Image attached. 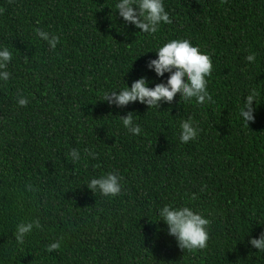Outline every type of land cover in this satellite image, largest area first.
<instances>
[{
  "label": "trees",
  "instance_id": "obj_1",
  "mask_svg": "<svg viewBox=\"0 0 264 264\" xmlns=\"http://www.w3.org/2000/svg\"><path fill=\"white\" fill-rule=\"evenodd\" d=\"M163 2L171 23L144 33L122 22L116 0H0V46L12 53L0 82V264H264L248 243L264 231V0ZM172 39L209 54L210 101H103L141 76L166 82L146 65ZM252 92L245 124L239 108ZM129 112L138 135L122 125ZM189 118L198 135L181 143ZM107 172L122 177L115 197L85 184ZM166 204L210 220L206 248L178 247L157 220ZM32 220L41 226L18 244L16 225Z\"/></svg>",
  "mask_w": 264,
  "mask_h": 264
},
{
  "label": "clouds",
  "instance_id": "obj_2",
  "mask_svg": "<svg viewBox=\"0 0 264 264\" xmlns=\"http://www.w3.org/2000/svg\"><path fill=\"white\" fill-rule=\"evenodd\" d=\"M115 13L122 18L124 24H131L140 32L155 33L161 23L170 24L171 19L165 10L163 0H116ZM36 35L55 49L57 38L49 36V33L40 29ZM156 58L147 62V68L154 71L156 76L162 77L168 73L166 82L155 83L149 87V81L143 76L132 81L131 86L108 91L104 94L103 101L117 107H124L131 102H140L150 107L159 109L162 102L170 103L177 93L185 100L194 99L196 103L203 104L211 100L207 90V77L212 71V61L208 53L202 52L188 39H172L154 50ZM12 53L7 47L0 46V82H7L10 72L7 65L11 61ZM247 61L255 60L254 54L246 57ZM257 94L249 93L242 99L238 118L245 124L254 120ZM19 106H26L29 101L20 96L17 100ZM122 125L128 132L138 135L141 132L139 124L135 123L131 112L121 116ZM198 129L191 119L183 120L180 124L179 141L187 143L195 140ZM88 155L94 156L91 151ZM69 157L73 162L81 159V153L77 149H71ZM87 188L93 194L99 193L102 197H115L122 192V177L116 172H107L98 177H91L86 183ZM159 221L166 225V233L174 237L178 247L182 250H197L207 247L209 239L208 226L210 220L201 213L188 206H172L166 204L157 209ZM156 220V221H157ZM39 220L20 222L16 225L15 239L18 244H23L26 235L33 228H39ZM248 243L264 253V231L258 237H249ZM60 248L59 241L46 245V250L52 252Z\"/></svg>",
  "mask_w": 264,
  "mask_h": 264
}]
</instances>
